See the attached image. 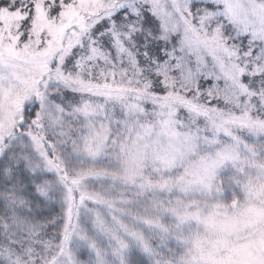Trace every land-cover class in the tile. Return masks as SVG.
Wrapping results in <instances>:
<instances>
[{
    "label": "snow or ice",
    "instance_id": "6c2138e0",
    "mask_svg": "<svg viewBox=\"0 0 264 264\" xmlns=\"http://www.w3.org/2000/svg\"><path fill=\"white\" fill-rule=\"evenodd\" d=\"M0 264H264V0H0Z\"/></svg>",
    "mask_w": 264,
    "mask_h": 264
}]
</instances>
